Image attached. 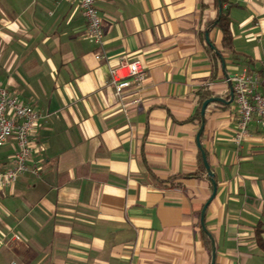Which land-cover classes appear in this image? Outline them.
Returning <instances> with one entry per match:
<instances>
[{"label":"crops","instance_id":"1","mask_svg":"<svg viewBox=\"0 0 264 264\" xmlns=\"http://www.w3.org/2000/svg\"><path fill=\"white\" fill-rule=\"evenodd\" d=\"M95 3L101 47L76 2L0 0V83L51 113L30 133L40 175L0 192V264H210L198 92L228 100V77L264 68V0H231V49L209 25L216 0ZM205 31L224 67L219 57L214 70ZM135 59L146 77L118 99L109 68ZM237 122L233 100L206 107L216 192L204 223L214 264H264V129L251 121L237 149ZM14 149L1 147L5 163Z\"/></svg>","mask_w":264,"mask_h":264},{"label":"built area","instance_id":"2","mask_svg":"<svg viewBox=\"0 0 264 264\" xmlns=\"http://www.w3.org/2000/svg\"><path fill=\"white\" fill-rule=\"evenodd\" d=\"M76 2L86 22V38L98 46L103 44L101 17L95 0H56ZM97 59L106 58L102 52ZM110 84L115 96L121 99L132 87L139 88L146 77L142 61L135 59L109 68ZM232 85L233 101L238 110L237 128L232 141L238 149L248 135V126L255 121L264 129V68L260 73H251L247 68L228 78ZM51 113L42 112L32 105L20 101L0 83V149L14 139L15 149L11 161L5 163L0 156V192L10 188L22 175H40L39 166L32 162L30 133L33 126ZM18 239V236H15Z\"/></svg>","mask_w":264,"mask_h":264},{"label":"trees","instance_id":"3","mask_svg":"<svg viewBox=\"0 0 264 264\" xmlns=\"http://www.w3.org/2000/svg\"><path fill=\"white\" fill-rule=\"evenodd\" d=\"M231 5V0H216V6H217V10L219 9V7L221 8V12L220 15H217V17L214 19V21H212L211 23H209V25L213 24L215 21V26L220 29V31L222 32V39H221V44L224 48L227 49H231L232 47V32L230 29V24H231V18L229 17V7ZM208 25V26H209ZM203 35V34H202ZM203 37V36H201ZM205 48L207 49V51L210 53L212 59H213V66H214V70L216 68V66L218 65L219 62V55L218 53H220L219 49H211V47L205 42ZM198 101H197V108L195 111V117L200 119V107L202 102L209 98L212 97V95L208 92V91H199L198 92ZM198 163H199V167L204 171L205 173V167L203 165L202 162V158H201V152L200 150L198 151ZM206 174V173H205ZM196 175V173H193L191 176ZM170 179H166L163 180L162 182H168ZM204 235V239H205V243L207 245V248L209 250H211V240L210 237L206 234L203 233Z\"/></svg>","mask_w":264,"mask_h":264},{"label":"water","instance_id":"4","mask_svg":"<svg viewBox=\"0 0 264 264\" xmlns=\"http://www.w3.org/2000/svg\"><path fill=\"white\" fill-rule=\"evenodd\" d=\"M220 12H221V8L219 7L218 15H220ZM215 23H216V21H215ZM205 39H206V43L211 47V49L215 50V47L212 45V43L210 42V40L208 38V31H205ZM218 55L220 57L221 64L224 67V65H225L224 59L222 58L220 53H218ZM229 96H230V98L228 100L223 99L221 97L212 96V97H209V98L205 99L202 102L201 107H200V127H199V130H198L197 134H196V143H197V146H198V148H199V150L201 152L202 162H203V165L205 167L206 174L208 176L210 184L212 186V193H211L210 197L208 198V200L205 202L204 206L201 209V213H200V226H201L202 230L210 237V240H211V261H210V264H214V262H215L216 251H215V246H214V240H213L212 236L210 235V233L207 231L205 223H204V214H205V209H206L207 204L209 203V201L215 195V192H216V181L214 179V173L212 172V170H211V168L209 166V163L207 161L206 154H205L204 150L201 147L200 135H201V133L203 131V127H204V114H205L206 107L212 102L230 103L233 100V90H232V85H231L230 82H229Z\"/></svg>","mask_w":264,"mask_h":264},{"label":"rangeland","instance_id":"5","mask_svg":"<svg viewBox=\"0 0 264 264\" xmlns=\"http://www.w3.org/2000/svg\"><path fill=\"white\" fill-rule=\"evenodd\" d=\"M10 238H11V237H8V239H7L8 241H7V243L9 242Z\"/></svg>","mask_w":264,"mask_h":264}]
</instances>
